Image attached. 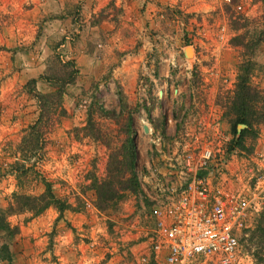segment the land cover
<instances>
[{"label": "rangeland", "instance_id": "rangeland-1", "mask_svg": "<svg viewBox=\"0 0 264 264\" xmlns=\"http://www.w3.org/2000/svg\"><path fill=\"white\" fill-rule=\"evenodd\" d=\"M102 1L100 16L120 29L117 39L128 34L121 30L127 13L137 29L134 39L153 37L141 58L135 54L138 43L131 40L120 47L95 45L89 67L67 59L57 47L66 39L76 42L82 32V0H0V108L24 90L34 97L40 115L34 126L0 128V223L6 227L0 226V264H141L151 222L135 215L146 204L138 174L149 158L137 112L139 94L150 106L147 119L166 138L178 129L177 122L167 120L178 118L182 108L200 111L211 102L221 107L228 168L211 176V186L255 194L238 241L243 264H264V242L256 236V225L264 221V196L254 191L264 172V37L244 47L230 42L234 33L260 35L264 0H143L147 17L141 19L148 21L149 14L152 21L148 30L141 27L144 21L132 18L134 9L125 13L117 0ZM65 15L73 25L59 34L54 27ZM237 16L244 28L234 31ZM103 32V40L110 38L111 32ZM184 46L191 47L187 59ZM34 48L43 57L32 64L42 69L37 78L27 77L19 64ZM238 75L248 79L253 114L233 130ZM35 79L49 84L45 92L35 89ZM60 91L64 114L49 102L40 112L35 93ZM130 141L132 160L127 158ZM46 184L49 200L56 202L36 213L34 208L44 205L39 195ZM100 195L110 199L101 204Z\"/></svg>", "mask_w": 264, "mask_h": 264}, {"label": "built area", "instance_id": "built-area-1", "mask_svg": "<svg viewBox=\"0 0 264 264\" xmlns=\"http://www.w3.org/2000/svg\"><path fill=\"white\" fill-rule=\"evenodd\" d=\"M139 86L143 88L142 80ZM141 96L137 112L141 130L147 127L142 133L148 137L149 158L138 174L146 204L135 215L151 222L141 264H243L238 233L255 194L211 186V176L224 175L228 168L221 107L211 102L200 111L182 108L178 118L167 120L177 122L178 129L166 138L147 119L150 106ZM254 191L264 196V172Z\"/></svg>", "mask_w": 264, "mask_h": 264}, {"label": "crops", "instance_id": "crops-1", "mask_svg": "<svg viewBox=\"0 0 264 264\" xmlns=\"http://www.w3.org/2000/svg\"><path fill=\"white\" fill-rule=\"evenodd\" d=\"M118 5L124 9V12L134 9V12L132 13V18L137 21L141 18H146L147 15L145 14L146 11H141V4L143 0H117ZM82 17H79L80 20L83 22L81 26L83 27L82 32L79 34V39L77 38L76 42H70L69 40H65L63 44L59 43L58 47L63 54H67L66 58L77 60L80 66H90V61L92 62V56L94 55V46H101L100 43H115V46L121 45V43H138L136 45L135 54L138 56V58H141L143 54L147 52V50L150 47V44L153 43L154 39L151 38L149 35L144 34L140 38L138 36H135V39L132 37V33L137 31V29L134 28V26H131L130 23H128V16L125 14L124 21L121 23L122 26H125L121 28L123 32H127V36H123L122 40H119L116 38V33L119 28L114 26V23H110L104 18H101L100 12L103 8V1L102 0H82ZM123 12V10H122ZM152 17V16H151ZM150 15L148 14V21L142 22L143 26L141 27L144 30H148L151 27L152 21H149ZM147 24V25H145ZM73 21L71 22L70 15H65L64 17L60 18L58 24L54 27V30L62 34V32H65L67 30H70V27H72ZM119 25V24H118ZM140 26V22L137 24V27ZM139 27V30L141 29ZM106 28L107 32H111L110 38H107L103 40V30ZM115 32V34H113ZM102 37V38H101ZM66 36H64V39ZM138 38V39H137ZM117 43V44H116ZM63 45V46H62ZM18 54V53H15ZM100 58H105L106 55H99ZM20 57V56H19ZM21 58V57H20ZM42 55L41 51L34 48V50H30L29 52L25 54V57H23V60L19 64H24L25 67L22 68V72L26 73L27 77H34L37 78V74L41 72V68L39 69L38 66L35 68L32 66V64L38 65L42 62ZM67 58V59H68ZM89 62V64H88ZM19 66V65H17ZM37 70V71H36ZM83 69L81 68L80 71ZM135 79L132 77L130 79V82ZM35 89L39 90L41 92H45V87H48L49 84L42 82V79H35ZM39 83H38V81ZM129 89L132 85H128ZM44 88V89H42ZM49 90V89H48ZM14 97V96H13ZM10 102L9 104L6 103L5 105L1 106L0 108V128L7 127L9 130H12L16 127H27L28 125H32L38 115V108L35 104L34 97L29 94L26 91H22L17 97L16 100L8 98ZM155 108L151 107V110L154 111ZM11 123V124H10ZM75 123L69 122V125H73ZM63 128H66V125H62ZM61 128V127H59Z\"/></svg>", "mask_w": 264, "mask_h": 264}, {"label": "trees", "instance_id": "trees-1", "mask_svg": "<svg viewBox=\"0 0 264 264\" xmlns=\"http://www.w3.org/2000/svg\"><path fill=\"white\" fill-rule=\"evenodd\" d=\"M258 1H263V0H258ZM233 19H234V21H233V30L234 31H237L240 28H244V26H243L244 23H241L242 21H239L240 17H238V16L233 17ZM254 34L255 33H250V32L248 33V31H243L240 33H234V35L230 38V42L235 43V44H239V45L241 44L240 46H243V47H244L243 44H245V43H252V44L253 43H259V41L264 37V30L261 33H259L260 35H257L256 37H254ZM237 77H238L237 78L238 80H237V83H235V90H234L235 97L232 99V104H233V107L235 108V111H236L235 112V114H236L235 120L232 123L233 124L232 125L233 130H235V124L236 123L247 124L248 123L247 116L250 117V114L251 115L253 114V112H252V110H253L252 99L253 98L251 97V92L249 91L248 85L245 84V81H247L248 79H247V77L243 78L240 75H238ZM62 95H63L62 91H60V92H49V93L36 92L35 97L37 98V102H38L37 104H38L40 112H43V105L45 103L49 102L51 104H54L58 108V112L60 115H63L64 109H63L62 104H61ZM118 99L120 101V95L118 96ZM39 122H40V115L33 124L37 125ZM29 127H31V126H29ZM242 132L243 131L241 130L239 132V134H237V137H236L237 141L240 139L239 135ZM238 137H239V139H238ZM127 149H128L127 158H128V160H132L134 157L133 156L134 144L131 141L127 144ZM125 179H126V181L130 182L129 183L130 186H131V183L133 184V179H130V178H128V179L125 178ZM129 185L125 186V188L128 187ZM112 192L113 191L108 190L109 195L114 196L112 194ZM113 193H115V192H113ZM39 198L44 199V205L35 207L34 210L36 213L43 210L50 203L56 202V201L53 202V201L49 200V199H52V195H51L50 189H49L47 184L45 187V192H43L41 195H39ZM109 199H110V196L100 195L98 197L97 201L102 204V202H106ZM59 207L61 209L62 204H60ZM23 208H25V207H22V209ZM29 209H32V208L29 207ZM2 224H4V225H1V223H0V226L6 228L5 222H2ZM256 226H260L257 229L258 232H256V230H254L256 232V236L260 237V239H261V240H259L260 242H264V221H262L259 225L257 224Z\"/></svg>", "mask_w": 264, "mask_h": 264}, {"label": "water", "instance_id": "water-1", "mask_svg": "<svg viewBox=\"0 0 264 264\" xmlns=\"http://www.w3.org/2000/svg\"><path fill=\"white\" fill-rule=\"evenodd\" d=\"M188 48H191V47H189V46H184L183 47V56H184V58H186L185 57V55H186V49H188ZM187 59V58H186ZM142 129H143V132H146L147 131V127L145 126V125H142Z\"/></svg>", "mask_w": 264, "mask_h": 264}, {"label": "bare ground", "instance_id": "bare-ground-1", "mask_svg": "<svg viewBox=\"0 0 264 264\" xmlns=\"http://www.w3.org/2000/svg\"><path fill=\"white\" fill-rule=\"evenodd\" d=\"M186 55H190L191 54V49L190 48H188V49H186Z\"/></svg>", "mask_w": 264, "mask_h": 264}]
</instances>
